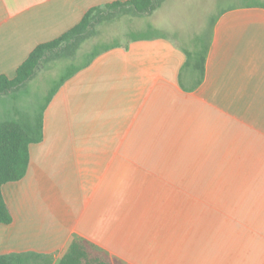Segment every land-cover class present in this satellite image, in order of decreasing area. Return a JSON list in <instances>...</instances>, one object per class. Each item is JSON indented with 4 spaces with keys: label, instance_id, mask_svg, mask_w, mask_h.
I'll use <instances>...</instances> for the list:
<instances>
[{
    "label": "crops",
    "instance_id": "crops-1",
    "mask_svg": "<svg viewBox=\"0 0 264 264\" xmlns=\"http://www.w3.org/2000/svg\"><path fill=\"white\" fill-rule=\"evenodd\" d=\"M116 1L0 0V75L14 78L37 46ZM186 60L171 36L133 41L61 86L25 177L2 188L13 223L0 224V255L33 251L57 264L85 239L126 264H264L226 235H205L199 200L180 192L202 158L233 155L250 111L264 127V7L219 15L195 90L180 84Z\"/></svg>",
    "mask_w": 264,
    "mask_h": 264
},
{
    "label": "rangeland",
    "instance_id": "rangeland-1",
    "mask_svg": "<svg viewBox=\"0 0 264 264\" xmlns=\"http://www.w3.org/2000/svg\"><path fill=\"white\" fill-rule=\"evenodd\" d=\"M252 1L165 0L151 15L124 13L114 21L98 26L93 36L82 45L80 53L81 56L89 54L94 47L114 41L126 44L129 33L145 30L147 24L154 25L180 44L192 33L201 32L221 10ZM85 58L80 57L79 62ZM67 64L66 61H56L47 65L25 89L19 91L18 98L12 93L2 97L0 120L6 115L11 116L13 111L25 118L34 105L43 103ZM250 114V131L236 138L234 151L227 150L233 155L226 157L227 152L223 151L219 158H202L196 167L198 172L189 173L187 189L180 192L182 197L199 200L197 204L202 209L203 224L209 227L204 231L205 235H226L233 239L229 246H234L235 251L250 248L253 261L256 257L263 261L264 127L261 126L263 116L260 111L252 110ZM195 165L189 163V169L195 170Z\"/></svg>",
    "mask_w": 264,
    "mask_h": 264
},
{
    "label": "trees",
    "instance_id": "trees-1",
    "mask_svg": "<svg viewBox=\"0 0 264 264\" xmlns=\"http://www.w3.org/2000/svg\"><path fill=\"white\" fill-rule=\"evenodd\" d=\"M165 0H125L116 1L90 9L82 21L54 41L37 46L17 69L14 78L0 75V99L8 94L18 98L19 91L25 89L28 83L40 70L56 61H66L65 72L54 81V87L49 91L43 103L33 106L27 116L22 118L18 111L0 120V224L13 223V216L3 196L5 184L22 180L29 166V146L43 140V116L56 92L61 86L92 61L110 49L127 45L133 41L152 40L170 37L152 24H147L142 31L128 34L126 44L117 41L98 45L89 54L81 56L82 45L89 40L98 26L112 22L124 13L135 16L151 15ZM234 7H264L262 0H253ZM232 8V7H230ZM212 17L201 32L180 41V48L187 60L180 73V84L185 90H195L205 78L206 60L210 49L214 26L219 15ZM179 36V34H177ZM177 37V36H176ZM180 37V36H179ZM179 39V38H178ZM80 57H86L79 62ZM0 264H54V257L49 254L33 251L0 255ZM57 264H125L122 260L111 257L107 252L98 249L85 239H75L65 256Z\"/></svg>",
    "mask_w": 264,
    "mask_h": 264
}]
</instances>
